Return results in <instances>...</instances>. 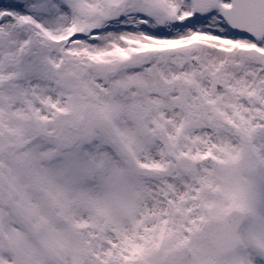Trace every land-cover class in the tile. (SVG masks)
<instances>
[{"label":"snow or ice","instance_id":"obj_1","mask_svg":"<svg viewBox=\"0 0 264 264\" xmlns=\"http://www.w3.org/2000/svg\"><path fill=\"white\" fill-rule=\"evenodd\" d=\"M0 264H264V0H0Z\"/></svg>","mask_w":264,"mask_h":264}]
</instances>
